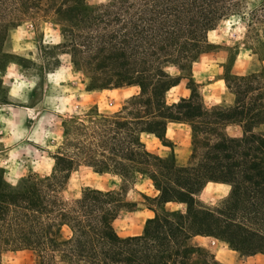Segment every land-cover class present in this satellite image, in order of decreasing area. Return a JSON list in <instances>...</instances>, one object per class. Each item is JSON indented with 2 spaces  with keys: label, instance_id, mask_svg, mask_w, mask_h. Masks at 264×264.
Wrapping results in <instances>:
<instances>
[{
  "label": "trees",
  "instance_id": "trees-1",
  "mask_svg": "<svg viewBox=\"0 0 264 264\" xmlns=\"http://www.w3.org/2000/svg\"><path fill=\"white\" fill-rule=\"evenodd\" d=\"M250 2L0 0V40L19 22L40 17L57 28L61 42L53 48L70 54L87 91L137 88L111 113L93 105L62 118L49 174L29 173L15 186L0 179V250L30 251L33 264H222L193 241L208 236L242 255H264V0ZM245 14L243 45L252 60L244 73L223 75L231 102L206 106L192 65L211 47L208 30ZM12 58L0 51V66ZM168 65L180 74L164 72ZM181 80L188 94L167 101ZM170 122L189 128L183 164L165 136ZM228 126L238 133L229 134ZM145 134L170 151H149ZM79 166L119 177V188L84 187L65 199L62 192ZM141 179L156 191L139 193L153 215L139 233L119 235L114 221L134 209L124 185ZM208 182L230 185L228 196L212 205L200 202Z\"/></svg>",
  "mask_w": 264,
  "mask_h": 264
},
{
  "label": "rangeland",
  "instance_id": "rangeland-1",
  "mask_svg": "<svg viewBox=\"0 0 264 264\" xmlns=\"http://www.w3.org/2000/svg\"><path fill=\"white\" fill-rule=\"evenodd\" d=\"M85 1L89 4H98L106 0ZM259 1L261 0H251L249 6L252 4H258ZM248 9L249 7L245 11L247 12ZM246 18L247 14L240 18L241 23H244L245 26ZM25 20H31L33 22V29L34 31H36V36L34 39L37 43L38 50L41 49L42 46L39 44V41L42 38V28L45 26L44 22H49L51 26H53V24L48 20L43 21L40 17H31ZM218 24L215 28H218ZM53 30H57V28L53 26ZM8 33L4 37L5 41L0 40L1 52L7 51V49L11 46L8 39ZM243 41V39L241 41H233L231 45L225 44L223 42L219 44L211 43L210 49L202 53L198 57L197 61L192 65L191 77L198 86L199 92L202 87L207 86V95L221 96V100L223 98L224 101L227 96H231L232 99V95L230 93L226 92L222 96L219 88L212 87V85L222 80L223 75L229 71L236 74H242L247 70L252 58L250 60L243 58L242 53H247L249 55L248 51L244 49ZM53 46L54 45L48 47L47 49L42 48L44 67L37 68V71L41 76V85L29 94V104L26 106H18L15 101H11L14 106L15 117L17 120H20L23 117L26 108L33 107L34 105L39 103L42 96L48 94L49 92L47 82L44 79V72L52 71L55 67L59 66L60 61L55 59V57L57 56V54H62L58 50L54 49ZM233 56L234 61L232 62ZM12 59L19 65L23 66V68L25 69L33 67L31 62L26 59L14 55ZM218 61H223L219 64L218 68L216 66H213L209 72H202V68L205 62L207 64L215 65V62ZM262 64L264 67V61L262 62ZM6 65L0 66V72H2ZM219 69H222V72H219V74H217ZM197 72H201V75L203 77V81L201 83H197L196 79H194V73ZM71 76L72 79L69 81V84L77 94L76 98L71 102V104L75 106L76 111L79 113L85 111L87 108L93 105L97 106L98 112L100 113H111L117 110L125 99L137 92V88L135 86L87 91L85 89V84L80 72L76 71L73 67L71 69ZM208 76H215V79L209 80L207 79ZM187 93L188 90L186 89V80H181L178 85L172 87L166 93V100H176L179 96L187 95ZM9 102L10 101L6 98V89L0 88V103ZM203 103L205 104L204 101ZM205 105L211 106L214 104ZM64 117H67V115L51 114L49 117L51 124L50 130L59 137H62L61 119ZM34 123V120L25 119L24 127L31 128ZM0 127H2V125H0ZM226 131L229 134L236 135L238 133V129L234 126L226 128ZM166 136L172 141L174 145L173 154L175 156L176 162L178 164L185 163L188 159L190 148L189 128L186 125L181 124L169 125L166 129ZM142 139L145 143L146 148L155 154L165 155L170 151L169 147L162 145L152 135L145 134L142 136ZM52 144L53 141L50 140L49 145ZM34 147L38 148L39 146ZM45 152H47V155L50 157L54 153V151H50L48 149H40L39 152H35L33 158L38 165L37 171L32 172L31 170H29L27 174L36 173L40 176L49 174L47 168L48 162L44 156ZM21 175L25 176L23 173H21ZM113 177L114 176L108 173L99 174L93 172L89 167L79 166L76 170L71 172L62 195L65 199L75 198L79 196L81 190L84 187H92L101 190H117L120 186V181L119 183H117L116 180L113 179ZM222 185L225 184L211 182L206 184L198 194L197 199L203 204H215L222 199L220 191ZM124 190L126 200L134 204V206L133 204H131L134 209L130 211L122 210L113 223L117 233L122 236L139 233L142 229L146 217L151 215V212H149L145 208V205L149 204V202L144 200L139 193H143L148 196H154L156 193L147 179L138 180L133 184H125ZM167 207L172 209H183V205L179 203H169L167 204ZM212 240L214 239L208 236H197L193 238V241L195 243L199 244L202 248L211 253L214 258L222 264H264V255L262 254L257 253L250 256L242 255L237 251L228 249L222 242L217 241L216 239L214 240V242H212ZM0 264H33V255L30 251L27 250L16 252L0 250Z\"/></svg>",
  "mask_w": 264,
  "mask_h": 264
},
{
  "label": "clouds",
  "instance_id": "clouds-1",
  "mask_svg": "<svg viewBox=\"0 0 264 264\" xmlns=\"http://www.w3.org/2000/svg\"><path fill=\"white\" fill-rule=\"evenodd\" d=\"M44 24L42 38L39 41L42 47L39 50L34 39L36 31L33 29L31 20H24L9 30L8 39L11 46L7 49V53L30 61L33 67L25 69L15 61H10L0 72V88L6 89V98L10 101L9 103H0V125H2L0 127V169L3 170L0 179L11 186H15L22 178L21 173L27 175L29 170L37 171L38 165L33 158L35 152H39L40 149L55 151L56 147H59L61 137L50 130V115L59 114L69 117L74 114L81 115L71 104L77 94L69 84L72 79L70 54L62 53L55 57L60 61L59 66L52 71L44 72V79L49 90L48 94L43 95L39 103L33 107L26 108L20 120L15 117L14 106L11 101H15L18 106L28 105L29 94L41 85V76L37 68L44 67L42 48L47 49L61 42L58 30H53V26L47 21ZM245 32V24L241 23L239 17L232 16L219 22L218 28L208 30L206 39L210 43L219 44L223 42L231 45L233 41H241ZM242 56L249 60L252 58L247 53H242ZM222 62H215V65L205 62L202 72H209L213 66L218 68ZM163 71L170 76L180 74L174 65L165 66ZM219 72H222V69H219L217 74ZM194 79L197 83H201L203 81L201 72L194 73ZM207 79L214 80L215 76H208ZM212 87L219 88L222 96L227 92L223 80L212 85ZM200 92L205 104H220L222 102L221 96L206 94L207 86L202 87ZM224 102L230 103L231 96H227ZM25 119L35 121L31 128L24 127ZM50 140L53 141L52 145H49ZM44 156L48 162V172H51L56 161L53 157L48 156L47 152L44 153ZM113 179L119 183V177L114 176ZM230 190V185H222L220 189L221 198L227 197Z\"/></svg>",
  "mask_w": 264,
  "mask_h": 264
},
{
  "label": "crops",
  "instance_id": "crops-1",
  "mask_svg": "<svg viewBox=\"0 0 264 264\" xmlns=\"http://www.w3.org/2000/svg\"><path fill=\"white\" fill-rule=\"evenodd\" d=\"M178 85V84H177ZM175 87V86H174ZM188 94V93H187ZM184 96H186V95H181V96H179V97H184ZM215 105V104H214ZM176 124H181V125H186V124H183V123H173V122H170V123H168L167 124V126H166V129L168 128V126L169 125H176ZM187 126V125H186ZM188 127V126H187ZM230 126H228L227 128H229ZM165 136H166V130H165ZM167 137V136H166ZM168 138V137H167ZM170 140V139H169ZM173 147H174V145H173ZM175 157V156H174ZM209 183V182H208ZM219 184V183H218ZM146 208V207H145ZM146 210H148L149 212H151V215H149L148 217H151L152 215H153V212L151 211V210H149V209H147L146 208ZM148 217H146V218H148ZM197 237V236H196ZM199 237H202V236H199Z\"/></svg>",
  "mask_w": 264,
  "mask_h": 264
},
{
  "label": "built area",
  "instance_id": "built-area-1",
  "mask_svg": "<svg viewBox=\"0 0 264 264\" xmlns=\"http://www.w3.org/2000/svg\"><path fill=\"white\" fill-rule=\"evenodd\" d=\"M212 239H214V238H212ZM215 240V239H214ZM214 240H212V242H214Z\"/></svg>",
  "mask_w": 264,
  "mask_h": 264
}]
</instances>
